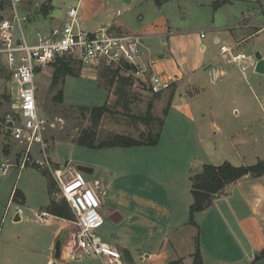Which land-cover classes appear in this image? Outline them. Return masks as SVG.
<instances>
[{
    "label": "rangeland",
    "instance_id": "obj_1",
    "mask_svg": "<svg viewBox=\"0 0 264 264\" xmlns=\"http://www.w3.org/2000/svg\"><path fill=\"white\" fill-rule=\"evenodd\" d=\"M42 3L51 4V9L46 15L37 14L38 10L35 11ZM88 3V0H84L81 3L80 14L88 6ZM23 4L24 7L32 11L30 20L23 26V33L26 40L29 41L33 38L35 28L44 30V27L41 28L40 25L43 26L55 22L62 23L64 19L63 13L69 6H75L77 0H24ZM116 9L112 8L110 10ZM232 9L234 11L235 8L233 7ZM224 11H218V9H214L212 6L196 8L191 6V9L187 13L178 14L175 11L169 12L167 16L174 15L176 17L172 30L183 32V35L179 37L168 35L163 38L149 40L148 45L153 59L157 58L158 60V54L164 53L163 60L153 65L156 73L167 75L173 68L172 60L169 59L167 51L168 44L171 48L175 46V58H185L186 64L190 68L195 60L201 63L205 60V57L214 56L212 59V62H214L213 67L208 68V70L217 68L218 65L224 62L219 50L220 45H231L237 39H240V37L250 33V30L241 33L239 29H212L213 26L222 27L231 23L230 18L224 21L226 15H228ZM0 16L8 17L6 8L2 12L0 11ZM120 19L122 20V15L118 17V20ZM200 32H204L206 37L202 41L198 40ZM215 35L220 38L218 44L213 41ZM200 44H204L205 47L201 49L199 47ZM259 48H264V31L259 35L249 37L243 43H240L235 50L253 56L255 59V54L259 52ZM64 61L77 70L79 76H65L63 79L58 80L55 87H52V75L55 69L53 62L38 77V109L40 115L45 117L48 122L47 129L43 134L44 140L48 143L47 152L54 165L56 164L59 167H63L66 162H71L74 165L94 168L92 174L84 173V176L88 180H93L94 178L102 180L101 191H103V194L100 196L102 200L100 213L103 216L104 208H110V205H115L122 211V215L124 216L121 227L116 226L109 218L103 216L104 223L97 229L96 233L103 241L111 243L122 253L124 250L130 252L132 262L123 259V264L145 263L139 260L138 255L142 250L155 245V242L150 239L152 233L150 223L159 220L164 225L165 219L163 217L167 218L162 208L167 209L169 203H167L165 197L159 198L164 196L162 195L163 191H166V193L170 192L173 197L175 195L178 196L175 192H179L182 195L181 191L186 189V182L182 177L188 172L189 162L194 166L192 169H196L198 168L196 166L202 163L215 165L228 161L234 166H239L241 164L254 165L259 160H264V134H261L260 131L261 127L264 126V121L256 124L253 137L249 133V141H243V145H239L237 148L231 145V141L227 137V135L240 126L237 122L229 124L226 135L219 133L217 136L209 135L208 139L206 138L205 141L199 144L193 138V134L191 133L192 125L190 123L173 113H169L165 119V115L163 116L162 114L163 109H156V113L159 116L162 115L163 120L165 119L160 128L159 121L161 119L159 116L154 115L151 110H149V113L151 116L153 115L152 117L155 121H152L150 127H148L149 125H145V121L142 119L146 118V112L149 107L157 98L164 94L168 95L167 92L170 91L167 89L168 91L165 90L158 94L148 92L147 80L150 75L149 71L139 75L136 80L133 78L132 80H128L127 85L123 88L125 95L122 97L115 92V88L119 86V77H117L120 75L119 73L113 79V75L108 72L99 74L101 67L86 71V68L75 58H65ZM0 68L2 69L0 71L1 154V151H4V146L6 151H13L10 148L12 140L5 134L3 117L11 110L14 100L10 90L8 71L1 59ZM183 68L185 69L184 66ZM249 69L245 66L242 71L247 74L250 71ZM91 74H94L95 79L89 78ZM112 79L113 84H110ZM248 82L251 81L249 80ZM244 89L243 95L246 96L245 93L248 90L246 83ZM59 90H62L61 102L53 100L54 95ZM1 95L9 96L10 100H5ZM228 100L226 99L225 102H228ZM124 104L126 107L123 106ZM101 105H107L110 112L104 114L96 125L98 140L110 134H122L137 138L140 132L145 133L148 129H151L155 133L160 129L161 133L158 143L153 146L115 147L110 150H106L107 148L92 149L78 145L74 139L82 129L91 124L89 114L87 112L81 113L78 107ZM231 108L229 107L230 113ZM228 115L230 116V114ZM221 135L223 138L219 137ZM6 143H9L10 147ZM15 151L18 150L15 149ZM34 151H37L36 148ZM41 172L35 167L29 166L21 171L17 179L14 169H11L7 176L0 177V202L2 203V199L5 202L12 187L24 194L27 204H33L41 200L49 201L51 197L56 201H60L61 199L50 194L48 179L50 177L53 181L51 175L45 171L46 175ZM173 175L181 176V178L178 184L170 187L169 180L173 178ZM226 196V201L223 204L225 207L220 204V207L217 206L218 210L215 209V212L223 214L221 215L223 218L221 219V223H216L212 227L213 232H210L208 228L210 219L201 227L199 235L201 239L205 237V242L213 243L215 239L218 244H229L234 239V236L236 242H238L237 235L232 231H234V228H237L236 219L238 217L237 213L240 210L237 209L238 204L235 198L229 200V198L236 196L233 194ZM187 198L191 197L188 196ZM151 201L155 202L157 206L160 205V214L156 210L151 209ZM12 203L9 215L5 216L0 223L2 229H0V262L2 263L6 260L2 256L5 253L4 249L7 248V242L4 240L5 234L7 233L8 235L9 232L11 234V245L8 251L13 261L10 264H31L29 255L26 254L20 245L23 242V238L27 236L24 230L26 227L22 224L18 225L20 222L16 223V221H12L13 227L9 225L14 206L18 205L20 208H23L24 205L15 200ZM173 204H176V211H171L172 215L169 219L174 224H177L178 220H180V211L179 209L177 210L178 202L172 201ZM172 205L170 204L172 209H174ZM225 213L227 214L224 215ZM142 217H145L144 223H141L140 219ZM228 218L232 220L229 221L227 220ZM73 229V224H69V232H72ZM180 233L184 232L181 231ZM15 234L20 235V241L17 238H12ZM239 238L241 241V237ZM32 239V237L27 236L22 244L25 246ZM61 239L63 242L66 240L65 237ZM41 241V239H36L35 242L41 243ZM69 264H100V262L87 258L78 261L71 260Z\"/></svg>",
    "mask_w": 264,
    "mask_h": 264
},
{
    "label": "crops",
    "instance_id": "obj_2",
    "mask_svg": "<svg viewBox=\"0 0 264 264\" xmlns=\"http://www.w3.org/2000/svg\"><path fill=\"white\" fill-rule=\"evenodd\" d=\"M83 1L80 0V6ZM217 1L221 3L214 7V3ZM88 2V6L81 14L79 11L80 22L88 30L112 24L122 32L143 33L149 35L148 39H146L149 50L148 42L150 39L163 38L168 35L173 37L183 35V32L172 30L176 17L174 15L167 16V14L171 11H175L178 14L187 13L191 9V6L195 8L212 6L214 9H218V11L225 10V14L228 15H226L224 21L230 18L231 23L222 27L213 26L212 29L214 30L222 28L227 30L239 29L241 33L250 30V33L240 37L233 44L227 45L234 47V49L249 37L259 35L264 31L260 28L264 26V0H88ZM233 7L235 8L234 11ZM112 8L122 10V20L116 18L111 22L106 18V11ZM64 16L65 12L63 13V18ZM60 24L59 22H55L43 26L40 25V27L48 30ZM169 32L170 34H168ZM204 38L206 37L204 36ZM204 38H201L200 34L198 35L199 41H202ZM213 41L218 44L220 38L215 35ZM199 47L203 49L205 45L200 44ZM174 49L175 46L171 48L168 44L167 51L169 59L172 60L173 68L165 75L172 78L173 83L168 89L170 91L166 90L168 91V95L164 94L160 96L150 106L151 112L159 116L156 113V109H163L162 114L163 116L165 115V119L169 113L181 117L192 125L191 133L199 144L205 141L206 138L208 139L209 135H226L231 122H237L240 125L233 131L234 133L232 132L227 135L231 141V145L237 148L239 145H243V141H249V133L253 137L255 125L264 121V72L257 73L255 71L257 60H255L254 65L251 61L245 62L246 67L250 68L247 74L240 71L233 64L219 63L220 65H218L217 69L221 71V76L212 82L209 78L208 68L213 67L214 62H212V59L214 56L205 57V60L201 63L195 60L190 68L186 64L185 58H175L176 51ZM258 53L261 59L264 60V48H259ZM158 57V60L157 58L154 59L153 65L163 60L164 53H159ZM93 75H89V78L95 79ZM249 80L251 82H248ZM245 83L248 85V90L245 93L246 96L243 95ZM226 99L230 100L225 102ZM229 107H232L231 113L229 112ZM159 117L162 122L165 121L162 115ZM260 131L261 134H264V126L261 127ZM219 137L223 138L222 135ZM111 148H107L106 150H110ZM5 153H9V151H1L0 158ZM13 153L14 151H10V155ZM189 164L188 172L182 177L186 182V189L181 191L182 195L179 192H175L178 196L175 195L173 197L170 192L166 193V191H163L162 195L164 196L159 198L165 197L167 203H169L167 209L162 208L167 218L163 217L165 219L164 225L159 220L150 223L152 232L150 239L155 242V245L148 248L150 250L144 249L139 252V260L141 262L144 261V264H168L171 262H177L176 264H193L195 240L197 239L202 264H264V256L260 255V252L264 248V175L255 178L246 175L229 184L223 192L213 198L212 204L209 207L196 212L192 221H190L189 206L192 203L191 177L199 173L204 164L211 163L199 164L196 166L198 168L195 167L196 169H192L194 166L191 165V162ZM11 169L16 171L15 176L17 179L18 168L12 167ZM87 169L86 174L94 172V168ZM41 173L43 174V171ZM180 178L181 176L173 175V178L169 180L170 187L178 184ZM93 180H98L100 185L102 183V180L98 178H94ZM53 189L55 190V185ZM53 189L50 194L53 192ZM14 190H17L16 198H13ZM228 194L236 196L229 198V200L235 198L238 204L237 209L240 210H236L238 211L236 219L237 228H234V231H232L237 235L238 242H236L235 236L229 244H218L215 239L213 243L205 242V237L201 239L199 235L201 227L210 219L208 228L210 232H213L212 227L216 223H221V219H223L221 215L223 214L215 212V209L218 210L220 204L223 205L225 203L226 195ZM188 196L191 198L188 199ZM51 199L53 198L51 197L49 201L41 200L33 204H27L24 194L12 187L5 202L4 199L1 200L2 203L0 202V223L5 216L9 215V209L14 200L24 205L23 208H20L18 205L14 206L9 225L13 227L12 221H16V223L20 222L18 225L22 224L26 227L24 229L26 235L33 238L30 243L24 246L22 243L27 238L25 236L23 242L20 244L21 248L29 255L31 264H69L72 260L68 256L64 245L68 239V235L71 233L69 232V224L72 223L70 220L47 212L46 208ZM153 201L150 203L151 209L156 210L160 214V205L157 206ZM172 201L178 202L177 210L179 209L180 211V220H178L177 224H174L169 219L172 215L171 211H176V204L172 205ZM170 204L174 209H172ZM103 216L109 218L116 226H122L124 216L122 215V211L115 205H110V208H104ZM144 218L140 219L141 223H144ZM227 220L231 221L232 219L228 218ZM181 231L184 233H180ZM19 236L15 234L12 238H17L20 241L21 238ZM10 237L11 234L9 232L8 235L7 233L5 234L4 240L7 242V248L4 249L5 253L2 257L6 258V260L2 263L0 262V264L13 263L8 251L11 245ZM63 237L66 238L65 242L61 239ZM239 237H241V241ZM36 239H41V243L35 242ZM57 242H60L59 257H55V245Z\"/></svg>",
    "mask_w": 264,
    "mask_h": 264
},
{
    "label": "built area",
    "instance_id": "obj_3",
    "mask_svg": "<svg viewBox=\"0 0 264 264\" xmlns=\"http://www.w3.org/2000/svg\"><path fill=\"white\" fill-rule=\"evenodd\" d=\"M23 1L7 0L8 17L0 16V59L8 71L14 100L3 117L5 134L12 140L11 147L6 144L14 153L10 155L9 151L1 156L0 177L7 176L12 167L18 168L17 178L27 166L49 173L55 185L52 196L64 200L74 217L71 221L74 229L64 244L68 256L74 261L91 258L100 264H123V253L96 233L104 221L100 213L103 194L100 182L86 179L71 162L59 167L50 160L48 143L43 137L48 122L40 115L37 104L38 77L56 58L65 57L77 59L86 69L107 68L135 80L149 71L148 90L152 94L169 89L172 78L153 70L154 59L146 43L149 35L122 32L112 24L88 30L79 19L80 0L66 9L59 26L48 30L35 28L32 40H26L23 26L32 11L24 7ZM121 15L119 9L106 12L111 22ZM260 28L264 30V26ZM204 36L200 32V37ZM219 50L225 63L241 71L246 61L254 65L256 60L232 46L220 45ZM219 76L221 71L217 68L209 70L210 81Z\"/></svg>",
    "mask_w": 264,
    "mask_h": 264
},
{
    "label": "trees",
    "instance_id": "obj_4",
    "mask_svg": "<svg viewBox=\"0 0 264 264\" xmlns=\"http://www.w3.org/2000/svg\"><path fill=\"white\" fill-rule=\"evenodd\" d=\"M157 1V0H156ZM159 3V1H158ZM221 2L217 1L214 3V7L218 6ZM7 7V0H0V11L2 12ZM51 9V4L42 3L41 6L36 9L38 13L46 15L49 13ZM36 13V12H34ZM65 57L56 58L54 61V73L52 75L51 86L55 87L58 83L59 79H63L65 76H79L77 70L73 69L70 64L64 61ZM2 69L0 68V71ZM110 73L114 77L118 74L117 71L101 68L99 74ZM111 77V78H112ZM119 77V86L115 88L116 94H120V96L124 97L123 88L127 85L128 80H132L131 77L125 76H117ZM113 79L110 81V84H113ZM63 81V80H62ZM5 100H10L9 96L1 95ZM53 100L57 102L62 101V90L57 91L54 95ZM126 107V105H123ZM81 113L87 112L89 114L91 124L82 129L74 141L80 145L87 148L92 149H102V148H111V147H138V146H153L156 145L160 138V129H158L155 133L148 129L145 133L140 132L137 138H132L130 136L122 135V134H110L107 137L98 140L96 133V125L98 121L104 114L110 112V109L107 105L94 106V107H78ZM150 107L147 110L146 118L142 120L145 121V125H149L152 123L153 117L150 115ZM148 117V118H147ZM162 121H159V128L162 126ZM3 150L6 151L5 146ZM43 174L46 175L45 172ZM250 176L252 178L259 177L264 175V161L259 160L254 165H239L234 166L231 163L224 161L219 165L213 164H204L199 173H196L191 177V195H192V203L189 206V215L190 221H192V216L194 213L202 211L209 207L212 204V200L215 196L224 191V189L231 183L237 181L238 179L244 176ZM49 190L54 188V183L49 177ZM17 190H14L13 198H16ZM47 212L70 220H73V214L69 209L67 203L64 200L56 201L51 199L48 206ZM261 256H264V248L260 252ZM177 262H171L168 264H176ZM193 264H202V259L199 250L198 240H195V251L193 254Z\"/></svg>",
    "mask_w": 264,
    "mask_h": 264
},
{
    "label": "water",
    "instance_id": "obj_5",
    "mask_svg": "<svg viewBox=\"0 0 264 264\" xmlns=\"http://www.w3.org/2000/svg\"><path fill=\"white\" fill-rule=\"evenodd\" d=\"M120 1H125V0H120ZM255 59L257 60L256 65H255V71L257 73H263L264 72V60L261 59L260 54L258 52L255 54ZM77 168L83 173H87V170H88L87 167L78 166ZM59 255H60V242H57L55 245V257H59ZM123 257L126 261L132 262V257L128 250L123 251Z\"/></svg>",
    "mask_w": 264,
    "mask_h": 264
}]
</instances>
